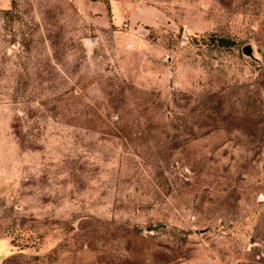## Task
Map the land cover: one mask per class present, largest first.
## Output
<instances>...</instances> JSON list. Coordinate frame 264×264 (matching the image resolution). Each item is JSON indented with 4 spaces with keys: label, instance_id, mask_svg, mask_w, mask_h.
I'll use <instances>...</instances> for the list:
<instances>
[{
    "label": "rangeland",
    "instance_id": "1",
    "mask_svg": "<svg viewBox=\"0 0 264 264\" xmlns=\"http://www.w3.org/2000/svg\"><path fill=\"white\" fill-rule=\"evenodd\" d=\"M107 2L0 0V264H264V0Z\"/></svg>",
    "mask_w": 264,
    "mask_h": 264
},
{
    "label": "crops",
    "instance_id": "2",
    "mask_svg": "<svg viewBox=\"0 0 264 264\" xmlns=\"http://www.w3.org/2000/svg\"><path fill=\"white\" fill-rule=\"evenodd\" d=\"M78 4L82 5L86 10L94 11L95 13L105 14L108 10L107 0H74ZM96 6V7H94Z\"/></svg>",
    "mask_w": 264,
    "mask_h": 264
},
{
    "label": "water",
    "instance_id": "3",
    "mask_svg": "<svg viewBox=\"0 0 264 264\" xmlns=\"http://www.w3.org/2000/svg\"><path fill=\"white\" fill-rule=\"evenodd\" d=\"M243 51H244L246 54H248V55L254 57L253 46H252L251 43H247V44H245L244 47H243ZM165 225H166V223H159V224H154L152 227H153V229H158V228H160L161 226H165Z\"/></svg>",
    "mask_w": 264,
    "mask_h": 264
},
{
    "label": "trees",
    "instance_id": "4",
    "mask_svg": "<svg viewBox=\"0 0 264 264\" xmlns=\"http://www.w3.org/2000/svg\"><path fill=\"white\" fill-rule=\"evenodd\" d=\"M229 42H231V39L230 38H227V37H220V44H229Z\"/></svg>",
    "mask_w": 264,
    "mask_h": 264
}]
</instances>
